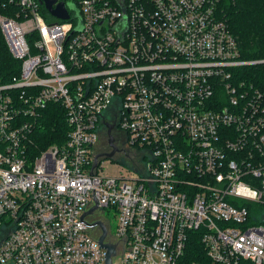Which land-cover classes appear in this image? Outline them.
I'll return each instance as SVG.
<instances>
[{"label": "built area", "instance_id": "built-area-1", "mask_svg": "<svg viewBox=\"0 0 264 264\" xmlns=\"http://www.w3.org/2000/svg\"><path fill=\"white\" fill-rule=\"evenodd\" d=\"M222 1L0 0V264H106L82 220L113 264H264V93L240 81L264 60ZM54 106L69 130L40 150ZM115 148L130 175L94 169Z\"/></svg>", "mask_w": 264, "mask_h": 264}, {"label": "trees", "instance_id": "trees-1", "mask_svg": "<svg viewBox=\"0 0 264 264\" xmlns=\"http://www.w3.org/2000/svg\"><path fill=\"white\" fill-rule=\"evenodd\" d=\"M220 9L239 42L241 57L248 61L264 60V0H223ZM1 60H11L4 41L0 42ZM240 71V81L253 85L264 93V63L244 66ZM42 120L40 134H43L44 140L38 145L39 149L62 143L69 128L62 115L60 116L59 107L46 110ZM252 210L256 213L253 220L264 224V204H254ZM193 246L201 248L197 243ZM190 256H193L191 251L188 259Z\"/></svg>", "mask_w": 264, "mask_h": 264}, {"label": "water", "instance_id": "water-1", "mask_svg": "<svg viewBox=\"0 0 264 264\" xmlns=\"http://www.w3.org/2000/svg\"><path fill=\"white\" fill-rule=\"evenodd\" d=\"M43 2L46 5L47 10L53 16H55L57 18H60L62 20H68V11H67V8H66L65 4L58 3L57 0H43ZM78 29H80V28H78ZM109 143H110V146L113 147V139H112V137L110 138ZM115 152H116V148L114 149V151L112 153H106V154H101V155L97 156L95 158L94 169H96L98 167V165H99L98 161L101 158L113 159V157L115 155ZM93 174H94V172L92 171L91 175H93ZM93 191H94V200H95L97 206L93 207L87 213L83 214L82 217H81V220L83 219V217L87 216L88 213H92L94 211V209L99 207L98 200H96V198H95V192H96L95 189H93ZM80 223H84L86 226H90V227L99 226L101 228L103 236L99 240V245H100V248L105 249L106 252H107L106 255H105V263L106 264H113L112 263V258L117 255V248L113 244L105 243V239H106V237L108 235L107 234V228L105 227V225L102 224L101 222H96L94 224H89V223L87 224L83 220Z\"/></svg>", "mask_w": 264, "mask_h": 264}, {"label": "rangeland", "instance_id": "rangeland-1", "mask_svg": "<svg viewBox=\"0 0 264 264\" xmlns=\"http://www.w3.org/2000/svg\"><path fill=\"white\" fill-rule=\"evenodd\" d=\"M103 166L105 167L103 169V172L105 174L116 175L122 172L124 175H130L129 172L131 171V168L120 160H116V159L105 160ZM108 218L111 219L112 227L115 228L117 225V219L114 217L113 214L108 215ZM115 264H119V263L115 261Z\"/></svg>", "mask_w": 264, "mask_h": 264}, {"label": "flooded vegetation", "instance_id": "flooded-vegetation-1", "mask_svg": "<svg viewBox=\"0 0 264 264\" xmlns=\"http://www.w3.org/2000/svg\"><path fill=\"white\" fill-rule=\"evenodd\" d=\"M101 144H106V138H105V137L102 138V140H101Z\"/></svg>", "mask_w": 264, "mask_h": 264}]
</instances>
